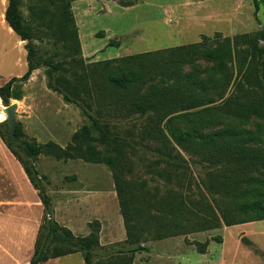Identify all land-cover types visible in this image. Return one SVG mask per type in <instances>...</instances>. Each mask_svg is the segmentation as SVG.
Returning <instances> with one entry per match:
<instances>
[{
	"label": "rangeland",
	"instance_id": "obj_1",
	"mask_svg": "<svg viewBox=\"0 0 264 264\" xmlns=\"http://www.w3.org/2000/svg\"><path fill=\"white\" fill-rule=\"evenodd\" d=\"M31 1L21 0L19 8L24 19L32 26L34 37H42L40 42L35 39L38 53L50 57L54 62L61 61L65 71L59 69L52 78L58 91L48 86V67L44 66L40 67V71L30 82L16 81L12 84L8 104L16 103L14 119L21 123L28 140L38 143L52 141L65 148L72 142L73 134L81 131L83 126H87L90 136L96 138L97 128L80 107L85 103L91 106L86 109L89 113L97 115L95 110L99 109L103 118L117 123L118 127L114 130H118L119 134L130 133L126 127L137 113L129 112L124 119L113 116L114 94L110 93L104 78L114 62L106 64V60L204 41V45L198 47L192 62L171 68L181 73L195 72L198 78L209 81L211 85L218 82L223 87V92L209 95L213 102L195 109L220 104L224 110L229 111L230 116H222L221 113L218 121L205 127L203 131L213 132L227 126L237 128L248 138L246 144L264 149V118L247 111L256 101L264 102L261 97L262 89L257 85L261 81L262 63L256 60L253 63L249 53L245 52L249 43L239 42V45L233 46L231 58L227 60L223 73L214 72L211 69L213 62L202 55L205 47L216 46L224 37L232 39L234 35H254L264 30V0H258L259 9L256 14L252 0H133L129 6L122 3L128 0H85L92 9L86 16L87 26H84L83 40H87L88 44L89 41L92 42L96 48L85 51L86 55L81 48L74 17L76 9H72L77 1H65V17L69 18V23L65 24V34L70 28L75 29L78 48L73 36L69 34L65 35V50L61 48V40L31 16ZM39 3L52 8L46 1ZM109 41L117 45H107ZM6 43L7 40L0 34V46H5ZM258 46H264L263 39H258ZM14 57L15 52L8 51L6 60H0V83L2 75L7 71L11 70L12 75H15L21 69L12 65ZM262 58L264 59V54ZM65 83L75 86V89H70L75 92L71 96L80 98L81 105L65 99ZM131 93L123 92L121 100L126 102ZM4 106L6 105L0 98V115L3 116L0 125L6 130L3 125ZM241 112H245L244 121L238 119ZM134 120L137 127L131 133L137 136L141 133L138 129L141 118L136 117ZM94 144L98 151H105L103 145L98 142ZM183 155L188 157L184 152ZM21 156L26 159L25 155ZM134 161L131 165L132 178L137 183L144 180L145 188L159 184L160 193L164 192V179L146 171L137 158ZM34 166L50 197V216L46 215L37 190L27 178L20 161L0 137V201L5 204L6 214L11 217L16 215L20 220L19 232L16 230V234L11 231L1 235L0 243L9 248L16 242L18 250L16 259L13 260L18 264H27L31 258L48 217L58 225L70 229L73 238L86 236L91 232L97 234L98 245L92 249L93 264L117 262L118 258L129 256L132 258L130 264H264V220L230 226L220 224L213 229L188 231L161 238L148 236L149 240L141 243L144 249L130 252L134 244L126 241L113 178L105 163L74 156L58 158L42 153L35 158ZM192 169L195 178L202 175L198 163L193 164ZM130 177L126 176L128 180ZM169 186L177 187L174 182L167 185ZM182 191L198 196L196 180L191 181L190 190L185 187ZM204 194L209 197L205 191ZM151 212L157 213V210L152 208ZM47 246L52 251L60 246V242L52 240ZM40 264L85 263L81 252H74L49 258Z\"/></svg>",
	"mask_w": 264,
	"mask_h": 264
},
{
	"label": "trees",
	"instance_id": "obj_2",
	"mask_svg": "<svg viewBox=\"0 0 264 264\" xmlns=\"http://www.w3.org/2000/svg\"><path fill=\"white\" fill-rule=\"evenodd\" d=\"M39 1L48 2L52 8L38 4ZM65 1L68 3L69 0H32L29 5L31 16L61 40L63 50L65 35L69 34L73 36L78 48L75 29L70 28L65 34V24L69 23L68 16L65 17ZM252 2L256 14L259 9L258 0ZM20 3L21 0H8L4 18L20 39L25 41L27 67L21 76H12L0 85V98L5 105L8 104L12 84L26 81L34 69L48 67V86L55 91L59 88L53 85L52 78L59 69L65 71L61 61L54 62L50 57L38 53L35 43L37 38L34 37L32 26L22 15ZM122 3L129 6L133 0ZM40 38L37 39L39 42L42 40ZM258 39L264 40V30L254 35H234L232 39L224 37L216 46L205 47L202 55L213 62L211 69L214 72L223 73L227 60L231 58L233 46L239 45V42H248L245 52L249 53L253 63L255 60L262 63L261 81L257 85L262 89L261 97L264 98V46H258ZM108 45L117 43L109 41ZM202 45L204 41L106 60V64L114 62L104 78L110 93L114 94L113 116L123 118L129 112L137 113L126 127L130 132L128 134L121 135L118 130H114L118 127L117 123L103 118L99 109L95 110L97 115L89 113L86 109L91 107L90 104L80 103L76 95L72 97L75 92L70 89H75V86L69 83H65L64 97L83 105L80 107L98 130L96 138L90 136L87 126H83L81 131L73 134L72 142L62 148L52 141L38 143L28 140L18 121L15 122L13 136L9 135L6 122L3 124L6 130L0 125L2 141L20 161L27 178L37 190L47 216L52 213L50 197L34 166L35 158L42 153L58 158L81 157L87 161L103 162L109 167L126 241L134 244L130 252L144 249L141 243L149 240L148 236L161 238L188 231L213 229L220 224L230 226L264 220V149L246 144L248 138L237 128L227 126L213 132L203 131L205 127L216 123L221 113L222 116H230L229 111L224 110L220 104L195 109L213 102L209 95L223 92V87L218 82L211 85L209 81L198 78L195 72L181 73L171 69L192 62ZM123 92H132L126 102L121 100ZM256 102L247 111L264 118V102ZM244 113H239V120H246ZM136 117L141 118L138 126L141 133L137 136L131 133L137 127L134 120ZM95 142L103 145L105 151L95 149ZM134 158L143 164L146 171L164 179V192L160 193L159 184L145 188L144 180L137 183L132 178L131 165L135 162ZM196 163L202 172L201 176H196L197 179L192 169ZM127 175L131 176L129 180ZM194 179L198 196L182 191L185 187L190 190ZM172 182L177 187H167ZM152 208L157 213L151 212ZM42 227V236L38 237L27 264H40L49 258L74 252H81L85 264H93L92 249L98 245L95 232L73 238L70 229L58 225L50 217ZM52 240L59 241L60 246L51 251L47 245ZM131 259V256L120 257L117 262L107 264H130Z\"/></svg>",
	"mask_w": 264,
	"mask_h": 264
},
{
	"label": "crops",
	"instance_id": "obj_3",
	"mask_svg": "<svg viewBox=\"0 0 264 264\" xmlns=\"http://www.w3.org/2000/svg\"><path fill=\"white\" fill-rule=\"evenodd\" d=\"M76 5H72V9H76V12L74 11V17L75 21L78 27V33L79 38L81 41V48L83 53L86 55L85 51H92L96 50L94 48L93 43L89 41H84L83 36L85 35V29L84 26H87V19L86 16L89 15L91 12V5L87 2H78ZM81 1V0H80ZM8 0H0V34L3 36L5 40H7L6 45H1L0 47V60H6V56L8 54V51H14L15 57L12 60V65H17L19 68V72L15 73V75H12V71L9 70L5 73V75H2L1 84L6 82L8 79H10L12 76H21L23 72L26 70L27 67V61H26V49L24 48L25 41L21 40L20 37L11 29V27L7 24L4 18V11L6 8ZM108 45V44H107ZM100 50V49H99ZM90 53V52H89ZM97 56V55H96ZM40 71V67L34 69L32 73L30 74L29 78L27 79L29 82L33 79L35 75L38 74ZM22 72V73H21ZM20 230V220L17 219L16 215L13 217L10 216V214L5 213V204H3L2 201H0V237L1 235H5L7 232L13 231L14 234H16ZM14 241V240H13ZM224 242V241H223ZM11 245V244H10ZM18 250L16 246V242L12 244L9 248H7V245L0 243V264H18L19 262H15L16 260V251ZM6 260L9 262H6Z\"/></svg>",
	"mask_w": 264,
	"mask_h": 264
},
{
	"label": "water",
	"instance_id": "obj_4",
	"mask_svg": "<svg viewBox=\"0 0 264 264\" xmlns=\"http://www.w3.org/2000/svg\"><path fill=\"white\" fill-rule=\"evenodd\" d=\"M16 103L8 104L4 106L3 110L5 112V118L4 121L8 125V133L10 136L14 135V129H15V119H14V113L16 109Z\"/></svg>",
	"mask_w": 264,
	"mask_h": 264
},
{
	"label": "clouds",
	"instance_id": "obj_5",
	"mask_svg": "<svg viewBox=\"0 0 264 264\" xmlns=\"http://www.w3.org/2000/svg\"><path fill=\"white\" fill-rule=\"evenodd\" d=\"M0 119H3V116L2 115H0Z\"/></svg>",
	"mask_w": 264,
	"mask_h": 264
}]
</instances>
